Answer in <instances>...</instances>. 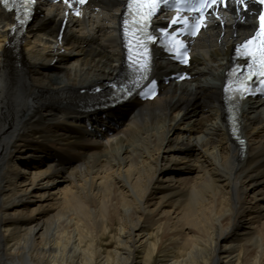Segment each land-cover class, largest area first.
I'll return each instance as SVG.
<instances>
[{
  "label": "bare ground",
  "instance_id": "6f19581e",
  "mask_svg": "<svg viewBox=\"0 0 264 264\" xmlns=\"http://www.w3.org/2000/svg\"><path fill=\"white\" fill-rule=\"evenodd\" d=\"M125 3L94 0L67 26L57 8L17 44L0 10V264H264V104L242 112L239 144L223 91L253 20L220 13L191 82L90 135L75 120L124 69Z\"/></svg>",
  "mask_w": 264,
  "mask_h": 264
},
{
  "label": "snow or ice",
  "instance_id": "6c2138e0",
  "mask_svg": "<svg viewBox=\"0 0 264 264\" xmlns=\"http://www.w3.org/2000/svg\"><path fill=\"white\" fill-rule=\"evenodd\" d=\"M18 0H0L4 8L11 11L16 8ZM36 0H20V6L24 8V18L21 19L19 15L16 16V20L23 24L24 20L30 15L31 9L35 4ZM73 0H65V3L72 6ZM78 3H85L86 0H75ZM252 3L258 5H264V0H251ZM234 3L238 6V11L243 10L247 12L249 10L248 4L249 0H234ZM226 5V0H128L129 14L133 17L132 24L136 32L140 36H147L148 39H152V36L147 32L150 26L152 18L161 10L162 7H177V10H187V11H199V17H193L197 21L196 24H191L188 17H174L171 20V25L177 23H183L185 28L188 29V34L195 35L196 29L206 26L202 22L204 16V10L211 8L215 5ZM18 10V9H17ZM79 14V13H77ZM259 28L255 31V34L237 49L242 55L250 58L251 62L248 64V68L251 70L250 75H260L264 76V11L258 14ZM127 24L128 21H125ZM14 30V28H13ZM165 36H175L176 33H168L166 29H160ZM184 44L182 41L174 40L172 43V48L169 50H175L177 53V58L179 59L182 55L181 49H183ZM243 83V82H242ZM248 89L245 88L244 91ZM225 91H228L226 88Z\"/></svg>",
  "mask_w": 264,
  "mask_h": 264
},
{
  "label": "rangeland",
  "instance_id": "374dc122",
  "mask_svg": "<svg viewBox=\"0 0 264 264\" xmlns=\"http://www.w3.org/2000/svg\"><path fill=\"white\" fill-rule=\"evenodd\" d=\"M65 66L67 67V66H71V65L66 64ZM203 110H204V109H203ZM207 116H208V114H206V115H204V116H201V117H202V118H206ZM192 119H193V118H192ZM184 122H188V119H187L186 121H184ZM184 125H185V124H184ZM183 131H184V130H183ZM184 132H185V131H184ZM184 136H187V137H185L186 139L188 138V135H187V134H185ZM90 141H91V142H90ZM95 141L97 142L96 139H95L94 141L89 140L90 143H94V144H95ZM27 168H28V167H25V165H20V168H19L18 171H19L22 175H24V174L29 175L30 172H31V171H30L31 169H27ZM20 169H22L23 171L20 170ZM27 171H28V172H27ZM33 172H34V171H32V173H33ZM68 187H69V188L72 187V186H71V183H68V184L66 183V184H64V186H63V188H68Z\"/></svg>",
  "mask_w": 264,
  "mask_h": 264
}]
</instances>
